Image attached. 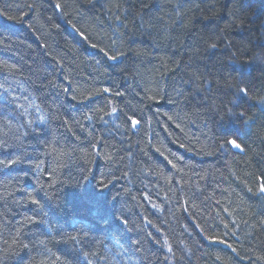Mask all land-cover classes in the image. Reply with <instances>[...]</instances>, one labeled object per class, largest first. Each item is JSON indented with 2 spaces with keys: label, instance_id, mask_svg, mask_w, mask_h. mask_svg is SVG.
Returning a JSON list of instances; mask_svg holds the SVG:
<instances>
[{
  "label": "trees",
  "instance_id": "trees-1",
  "mask_svg": "<svg viewBox=\"0 0 264 264\" xmlns=\"http://www.w3.org/2000/svg\"><path fill=\"white\" fill-rule=\"evenodd\" d=\"M0 264H264V0H0Z\"/></svg>",
  "mask_w": 264,
  "mask_h": 264
},
{
  "label": "snow or ice",
  "instance_id": "snow-or-ice-1",
  "mask_svg": "<svg viewBox=\"0 0 264 264\" xmlns=\"http://www.w3.org/2000/svg\"><path fill=\"white\" fill-rule=\"evenodd\" d=\"M117 57H115V56H110L109 57V59H112V60H115ZM105 91H108L107 89H105ZM240 92H246V89H243V88H241L240 89ZM112 111L113 112H115L116 111V109L115 108H113L112 109ZM243 113L241 112L240 114H239V118H243ZM132 123L135 125L137 122L135 121V120H133L132 121ZM245 123H247L246 121H245ZM238 135H239V132H238V130H237V133H235V134H232V135H227V139H226V143L227 144H229V145H231L232 147H234V148H236V149H241L242 148V145H241V143L239 142V140H238ZM13 161H9V163H12Z\"/></svg>",
  "mask_w": 264,
  "mask_h": 264
},
{
  "label": "rangeland",
  "instance_id": "rangeland-1",
  "mask_svg": "<svg viewBox=\"0 0 264 264\" xmlns=\"http://www.w3.org/2000/svg\"><path fill=\"white\" fill-rule=\"evenodd\" d=\"M35 117H36V116L34 115V116H33V119H35Z\"/></svg>",
  "mask_w": 264,
  "mask_h": 264
}]
</instances>
